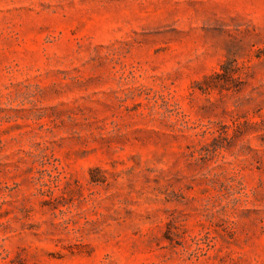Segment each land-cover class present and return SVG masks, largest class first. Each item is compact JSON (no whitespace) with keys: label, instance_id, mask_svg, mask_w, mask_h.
<instances>
[{"label":"rangeland","instance_id":"rangeland-1","mask_svg":"<svg viewBox=\"0 0 264 264\" xmlns=\"http://www.w3.org/2000/svg\"><path fill=\"white\" fill-rule=\"evenodd\" d=\"M0 264H264V0H0Z\"/></svg>","mask_w":264,"mask_h":264}]
</instances>
